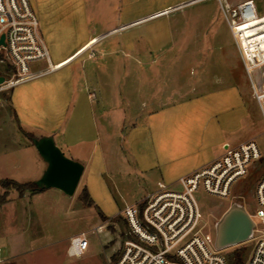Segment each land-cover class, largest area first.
I'll list each match as a JSON object with an SVG mask.
<instances>
[{"label": "crops", "instance_id": "obj_1", "mask_svg": "<svg viewBox=\"0 0 264 264\" xmlns=\"http://www.w3.org/2000/svg\"><path fill=\"white\" fill-rule=\"evenodd\" d=\"M31 1L51 62L58 66L12 89L9 101L1 100L0 181L40 179L47 164L41 157L23 163V151L36 150L32 139L51 136L67 157L85 167L75 196L87 189L110 219L113 216L104 212L103 198L114 189L123 137L133 162L128 175L138 185L142 178L145 190L153 192L161 182L176 187L182 176L209 164L217 158L218 149L246 127L247 101H256L253 86L260 80H253L233 35L235 48L220 47L217 60L204 64L193 60L199 36L205 33L196 26L206 27L208 15L184 14L168 21L171 9L164 0ZM198 1L203 0L182 1L172 9ZM244 1L228 0V4L234 7ZM245 36L247 41V32ZM220 37L216 31L211 40L218 43ZM171 52L179 53L177 60L184 61L166 66L163 61ZM172 65L178 70L167 93L161 75ZM193 68L198 69L195 77H185ZM7 114L14 119L10 143L2 138L1 116ZM111 117L129 118L130 123L125 121L124 129L116 130ZM5 192L0 185V198ZM64 197L68 196L61 193L59 201ZM33 202L50 201L42 193L21 195L10 189L6 201L0 203V264H31L27 256L36 249V239L28 236L29 249L7 253L4 229L7 213H13V223H19L33 211ZM18 210L23 211L20 216Z\"/></svg>", "mask_w": 264, "mask_h": 264}, {"label": "built area", "instance_id": "obj_2", "mask_svg": "<svg viewBox=\"0 0 264 264\" xmlns=\"http://www.w3.org/2000/svg\"><path fill=\"white\" fill-rule=\"evenodd\" d=\"M223 11L248 70L263 68L264 30L260 29L264 24L255 27L257 34L247 41L239 28L245 22L264 19V15L258 14L253 0L226 6ZM3 37L0 77L4 81L0 93L57 70L31 0H0V42ZM40 63L46 66L36 69ZM253 93L264 118V74L253 86ZM263 159L254 140L238 146L225 144L219 157L182 176L176 187L161 182L140 202L125 206L122 217L128 233L112 264H229L228 249H217L215 241L211 245L203 237L198 194L202 190L220 199L229 198L234 188H242L253 167ZM254 197L256 209L250 216L255 226L248 241L252 247L243 264H264V175L256 184ZM89 246L88 234L80 233L70 239L67 254L80 257Z\"/></svg>", "mask_w": 264, "mask_h": 264}, {"label": "rangeland", "instance_id": "obj_3", "mask_svg": "<svg viewBox=\"0 0 264 264\" xmlns=\"http://www.w3.org/2000/svg\"><path fill=\"white\" fill-rule=\"evenodd\" d=\"M182 1L187 0H164L165 6L170 7L171 9L169 15L166 16V20L172 21L173 19L178 18V16L184 14L199 16L202 13L208 15L209 19V24L206 27L199 24L196 26V28L198 27L197 29L202 28L201 30H204L205 33L202 32L200 34V42L197 45L196 52L192 53L194 62L197 64H204L208 60L216 59L218 54L221 53L222 47L227 51H231L235 48L232 32L227 25L229 23H227L228 21L223 10L224 7L230 6L228 4L229 2L238 3L241 0H229V2L228 0H203L182 9H172ZM253 1L256 5L258 14L260 16L264 15V0ZM261 24H264V19L249 24H242L239 30L244 34L247 32L250 39L257 34V31H255L254 28ZM260 30H264V26H262ZM216 31L221 37L220 40H218V43H213L211 36L214 35ZM262 45L264 48V41L262 42ZM179 56L180 54H177V52L167 53L163 62L166 66H169V63H177L179 60H177V57ZM179 61L181 62L184 60ZM173 65L169 68L165 66L166 68L163 69L164 71L161 75V77L165 78L167 84L165 90L167 93L171 90L169 84L171 83L170 80L173 77V73L178 70L174 69ZM45 66L44 63H40L36 66V69ZM196 72L198 73V69L196 70V68H193V70L188 69L187 74L184 76L193 79ZM263 74L264 67L260 69H251V76L256 82L263 78ZM246 80L251 94L250 81L247 74ZM151 87L154 86H150V88ZM11 93L12 91L0 93V103L1 100L9 101ZM247 106L250 111L247 125L238 135L235 136L234 140H230L229 143L234 146L240 141L254 140L264 154V118L257 101L250 98L247 101ZM7 112L9 114V111ZM8 114L7 116L5 115L7 118H3V115L1 116V126L5 129V133L2 135L3 140L10 143L11 141H14L12 137L13 132L9 130L10 122H13L14 119L12 118V120H10L11 117L8 116ZM111 118L113 120L112 125L116 127V130L124 129L125 121L126 123H130L129 118ZM123 138L118 146V152L121 154V159L118 158V172L114 173L116 177V179H114V189H112V191L109 190L108 197L103 198V201H106L107 203L106 207H104V212H106L108 216H113L112 218L108 219L106 222L102 221L96 208L88 207L87 201H84L82 197L81 190L78 191L77 195L72 199L64 197L62 201H59L61 192L57 190L51 189L46 192H40L50 202L42 204H34L33 202V211L31 212L29 210L26 217H22V220L19 223H13V213L6 214L4 229L6 236L4 247H6V252L8 253L9 250L15 252L29 249L27 237L30 236L36 239V244H33L36 246V249L27 256L30 258L31 264H112L116 259V252L118 251L120 244L124 241L128 233V225L122 217V210L124 209L125 204H136L137 199L144 198L150 193L149 190H145V188L148 187L145 186L146 184L142 178H140L141 182L138 185L135 183L136 180L134 182L132 179V175H128L132 171L129 169L131 168L129 165L133 166V162L131 155L128 152V145L124 142ZM221 154L222 148L220 147L216 152V157ZM22 157L25 159L23 163L29 162L30 160L32 162H34V160H40V155L34 148L31 149L30 153L23 151ZM263 175L264 159L261 163L253 167L252 173L243 182L244 184L242 185V188L233 189L232 195L229 198L220 199L210 196L202 190L199 192L197 199L200 203L204 225L202 233L206 242L211 245L214 243L216 238V226L223 215L233 205L241 206L249 215H254L256 209V199L254 197L255 187L256 184L260 182ZM18 181L21 184H24L28 182H36L37 180H26L25 178H22V180ZM20 212L23 213V211H17L19 216ZM2 226L1 223L0 230H2ZM80 233L88 234L90 243L89 250L80 257H69L67 254V248L70 239ZM251 247L252 242H246L229 248L226 251L229 264H242L243 261L248 258Z\"/></svg>", "mask_w": 264, "mask_h": 264}, {"label": "water", "instance_id": "obj_4", "mask_svg": "<svg viewBox=\"0 0 264 264\" xmlns=\"http://www.w3.org/2000/svg\"><path fill=\"white\" fill-rule=\"evenodd\" d=\"M1 44H4V37ZM3 81L0 77V83ZM32 143L47 164L42 177L34 182L38 189L42 192L57 189L65 196H75L84 173V165L67 157L51 136L32 139ZM254 226V221L245 209L233 205L216 226L215 247L229 249L248 242Z\"/></svg>", "mask_w": 264, "mask_h": 264}, {"label": "trees", "instance_id": "obj_5", "mask_svg": "<svg viewBox=\"0 0 264 264\" xmlns=\"http://www.w3.org/2000/svg\"><path fill=\"white\" fill-rule=\"evenodd\" d=\"M22 133L24 134V132L22 131ZM0 185L6 189L7 192H5V194L0 198V203L2 204L3 202L6 201V198L8 196V191L10 189H16L21 195L24 194V192L26 191H30L32 193H40L42 191H40L38 189V187L35 185V183H27V184H20L16 181L13 180H2L0 181ZM82 197L84 199V201H87V205L88 207H95L99 217L102 221L106 222L108 220V218L105 216V214L101 211V209L99 208V206H97V204L91 199L88 190L84 189L82 192ZM243 264V263H242Z\"/></svg>", "mask_w": 264, "mask_h": 264}, {"label": "bare ground", "instance_id": "obj_6", "mask_svg": "<svg viewBox=\"0 0 264 264\" xmlns=\"http://www.w3.org/2000/svg\"><path fill=\"white\" fill-rule=\"evenodd\" d=\"M253 22H255L254 20H251L250 22H245V23H243V24H249V23H253ZM242 25V24H241ZM54 69H55V67H54ZM53 69V70H54ZM12 84H14V83H11L10 85H12ZM51 190V189H50ZM55 190H57V189H55ZM58 191H60V190H58ZM61 192V191H60Z\"/></svg>", "mask_w": 264, "mask_h": 264}]
</instances>
